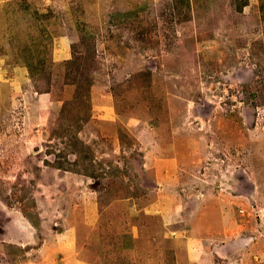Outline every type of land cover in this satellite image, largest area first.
Listing matches in <instances>:
<instances>
[{
  "label": "rangeland",
  "instance_id": "rangeland-1",
  "mask_svg": "<svg viewBox=\"0 0 264 264\" xmlns=\"http://www.w3.org/2000/svg\"><path fill=\"white\" fill-rule=\"evenodd\" d=\"M0 264H264V0H0Z\"/></svg>",
  "mask_w": 264,
  "mask_h": 264
},
{
  "label": "crops",
  "instance_id": "crops-1",
  "mask_svg": "<svg viewBox=\"0 0 264 264\" xmlns=\"http://www.w3.org/2000/svg\"><path fill=\"white\" fill-rule=\"evenodd\" d=\"M251 238V237H250Z\"/></svg>",
  "mask_w": 264,
  "mask_h": 264
}]
</instances>
